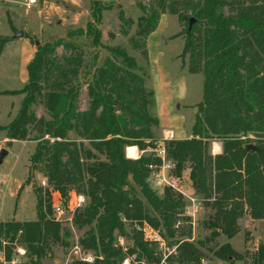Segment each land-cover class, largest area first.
Wrapping results in <instances>:
<instances>
[{
  "label": "trees",
  "instance_id": "obj_1",
  "mask_svg": "<svg viewBox=\"0 0 264 264\" xmlns=\"http://www.w3.org/2000/svg\"><path fill=\"white\" fill-rule=\"evenodd\" d=\"M115 1L91 0L85 29L40 44L27 66L26 83L17 92L19 110L2 131L10 142L31 138L36 143L31 172L43 174L47 189L35 191V221L0 223V253L7 262L20 248L25 264H42L54 246L65 245L51 194L61 199L72 192L87 202L75 210L72 224L77 230L89 228L79 245L93 253L92 264H121L127 257H134V264H159L156 250L144 241L143 225L170 240L175 257L169 264L200 260L203 243L190 242L189 231L175 229L177 222L189 220L183 198L170 189L157 194L148 184V166H158L159 160L153 153L136 160L125 156L128 147L141 152L156 147L158 122L148 71L126 48L101 43L102 13ZM137 9L135 23L122 10L118 19L125 37L135 27L126 45L147 66L146 41L160 17L173 15L186 25L181 57H188L190 74L201 76L202 97L190 138L165 142L166 158L175 178L182 179L188 168L193 196H201L212 211L204 223L208 241L231 240L243 217L264 221V0H148L138 2ZM83 84L88 105L80 112L76 102ZM37 105L46 116H36ZM215 140L221 153L212 155ZM248 145L256 150H247ZM116 235L131 241L125 254L114 245ZM213 255L228 261L236 253L227 243ZM251 264H264V243Z\"/></svg>",
  "mask_w": 264,
  "mask_h": 264
},
{
  "label": "rangeland",
  "instance_id": "obj_2",
  "mask_svg": "<svg viewBox=\"0 0 264 264\" xmlns=\"http://www.w3.org/2000/svg\"><path fill=\"white\" fill-rule=\"evenodd\" d=\"M27 0H0V150L5 149L8 154L0 165V223L2 222H32L36 219L37 189H47L45 178L38 170L31 172V156L36 143L29 138L28 141H12L6 139L2 131L16 116L22 96L18 95L27 80V59L32 58L35 47L26 39H13L17 32H23L27 37L36 39L40 44L53 41L64 36L67 31L85 29L87 22L91 21L89 6L91 0H38L37 5L25 10ZM109 1V0H108ZM105 1V2H108ZM148 0H116L113 8L102 13L101 43L110 47H124L128 54L135 58L138 65L148 71V87L154 93V108L152 110L157 119L158 127L155 137L161 141L165 132H171L173 139H189L191 127L194 123L195 106L202 97V78L200 75L190 74L188 71V57H181L186 25L178 21L176 16L164 14L160 17L157 28L146 41L148 66L139 52L130 50L126 45L128 37L132 36L133 29L128 37L122 33L123 25L118 19V11L122 10L126 18L136 22L140 15L137 3H146ZM189 17V16H188ZM22 44L29 45V55L21 50ZM87 51H92L89 48ZM63 50H56L57 57ZM101 52L100 57H104ZM88 96L86 85L83 84L77 97V110L87 109ZM37 117L46 116L42 105L34 108ZM31 137V136H30ZM220 141L215 140L212 145ZM253 146V145H252ZM217 155L218 146L215 145ZM132 153V152H131ZM147 151L143 156H149ZM135 160V159H134ZM189 170L185 169L182 175V188L185 194L194 195L189 179ZM152 191L162 193L148 180ZM80 195L72 192L61 198L57 193L51 194L52 203L60 207L62 214L57 216L53 210V217L61 225L63 243L56 245L51 253L43 259L42 264H74L75 262L92 264L94 255L79 245L80 239L85 237L89 228L77 230L72 224L75 210L82 208L87 202L83 199L81 206L76 207ZM198 207L192 218L193 208L184 201V217L187 222H177L178 226L189 231L190 242H202L201 257L197 263L191 264H251L252 254L258 245L264 243V221H253L243 217L238 221V233L231 240L223 236L209 242L210 231L204 227L212 211L202 203V197L197 196ZM187 216H186V215ZM190 216V217H189ZM136 231H140L137 227ZM130 225H125V233L130 235ZM159 233V230H154ZM162 238V237H161ZM163 247L152 244L160 259L159 264H169L175 248L168 246L170 240L163 239ZM229 244L236 253L228 261L217 259L213 252L224 244ZM115 247L122 253L131 248V241L125 237L115 236ZM26 255L20 248L13 251L10 261H5L0 253V264H25ZM134 257L125 258L121 264H134ZM140 264H148L142 262ZM176 264V263H175Z\"/></svg>",
  "mask_w": 264,
  "mask_h": 264
},
{
  "label": "built area",
  "instance_id": "obj_3",
  "mask_svg": "<svg viewBox=\"0 0 264 264\" xmlns=\"http://www.w3.org/2000/svg\"><path fill=\"white\" fill-rule=\"evenodd\" d=\"M37 2L38 0H27L23 6L25 10L28 11L33 6L37 5ZM173 140L174 139H173L172 133L168 132L167 134H165V136L163 137L161 141H158L156 147L153 150L151 151L149 150L150 153H153L155 157L159 160L158 166H152V165L148 166V170L150 171L149 180L158 189H162V190L170 189L173 192L179 194L183 198V200L186 201L187 205L193 208V213L192 214L188 213V215L194 218L195 217L194 213L197 211L196 207H198L199 205L198 200L193 195L189 196L184 193L183 188H182V183H183L182 179L175 178L171 175V172L173 170V165L166 158V151H165L164 143L168 141H173ZM215 145L218 146L217 152H219L221 143L212 145V151H211L212 154L215 153L214 151ZM129 149H134V151L132 153H129ZM146 152L138 151L137 148L135 147H128L125 149V156L127 159L136 160L140 158L141 156H143V154H146ZM82 202H83V197L81 196L78 197L76 207L81 206ZM52 208L57 216H60L62 214L60 207L56 206L55 204H52ZM178 227L179 226L177 224L175 226V229H177ZM141 231H142L145 242L149 244L158 245L160 249H162L163 240L159 233H157L156 231H154L152 228L148 227L147 225H143Z\"/></svg>",
  "mask_w": 264,
  "mask_h": 264
},
{
  "label": "water",
  "instance_id": "obj_4",
  "mask_svg": "<svg viewBox=\"0 0 264 264\" xmlns=\"http://www.w3.org/2000/svg\"><path fill=\"white\" fill-rule=\"evenodd\" d=\"M193 24H194V20H193V19H190L189 22H188V26H189V28H190ZM20 38H24V39H26L27 41L33 43V45H34L35 48H37V47L40 45V43H39L36 39H34V38H32V37H27V36H25V35L23 34V32H17V33L14 35V37H13V39H20ZM246 149L249 150V151H254V150H256V148H255L254 146H252V145H248V146L246 147ZM7 154H8V152H7L5 149H1V150H0V165L2 164V162H3V160L5 159V157L7 156Z\"/></svg>",
  "mask_w": 264,
  "mask_h": 264
},
{
  "label": "crops",
  "instance_id": "obj_5",
  "mask_svg": "<svg viewBox=\"0 0 264 264\" xmlns=\"http://www.w3.org/2000/svg\"><path fill=\"white\" fill-rule=\"evenodd\" d=\"M95 1H100V2H105V1H108V0H95ZM22 47H21V50L23 51V52H25V54L28 56L29 55V45L27 44H22L21 45ZM34 55V54H33ZM33 58V57H32ZM32 58H28L27 59V63L32 59ZM168 133V131L167 132H165L164 134H167ZM176 140H185V139H176ZM132 152V151H131ZM131 152H129V153H131ZM221 153V146H220V149H219V152H217V154H220ZM213 154H215V153H213Z\"/></svg>",
  "mask_w": 264,
  "mask_h": 264
},
{
  "label": "bare ground",
  "instance_id": "obj_6",
  "mask_svg": "<svg viewBox=\"0 0 264 264\" xmlns=\"http://www.w3.org/2000/svg\"><path fill=\"white\" fill-rule=\"evenodd\" d=\"M131 151L133 152V151H134V149H129V152H131Z\"/></svg>",
  "mask_w": 264,
  "mask_h": 264
}]
</instances>
